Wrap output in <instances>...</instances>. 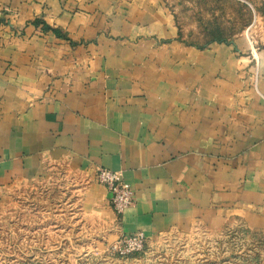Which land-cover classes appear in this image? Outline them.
<instances>
[{
    "label": "crops",
    "instance_id": "obj_1",
    "mask_svg": "<svg viewBox=\"0 0 264 264\" xmlns=\"http://www.w3.org/2000/svg\"><path fill=\"white\" fill-rule=\"evenodd\" d=\"M99 167L132 191L118 220ZM57 171L112 243L264 233V48L187 45L161 0H0V193Z\"/></svg>",
    "mask_w": 264,
    "mask_h": 264
},
{
    "label": "rangeland",
    "instance_id": "obj_2",
    "mask_svg": "<svg viewBox=\"0 0 264 264\" xmlns=\"http://www.w3.org/2000/svg\"><path fill=\"white\" fill-rule=\"evenodd\" d=\"M161 2L182 38L193 44L204 42L206 29L219 26L225 32L233 25L231 18L235 28L247 19L222 0ZM256 17L253 20L252 14L241 31H246L255 49L264 48V17ZM83 186L57 171L1 192L0 264H264V233L240 226L168 233L146 241L140 251L116 255L101 228L91 225Z\"/></svg>",
    "mask_w": 264,
    "mask_h": 264
},
{
    "label": "built area",
    "instance_id": "obj_3",
    "mask_svg": "<svg viewBox=\"0 0 264 264\" xmlns=\"http://www.w3.org/2000/svg\"><path fill=\"white\" fill-rule=\"evenodd\" d=\"M242 1V0H239ZM252 48H255L253 42L248 39ZM254 68L257 69L256 59H254ZM251 82L254 89H256L257 73L256 71L251 76ZM95 181L102 185L110 195V208L116 216V220L122 212L132 205V191L126 183L122 181V174L120 171H113L105 168H96ZM146 238L141 232H135L129 235L122 233L118 234L115 242L109 245V249L116 255L126 256L128 254L140 251L146 242Z\"/></svg>",
    "mask_w": 264,
    "mask_h": 264
},
{
    "label": "trees",
    "instance_id": "obj_4",
    "mask_svg": "<svg viewBox=\"0 0 264 264\" xmlns=\"http://www.w3.org/2000/svg\"><path fill=\"white\" fill-rule=\"evenodd\" d=\"M219 1V0H218ZM223 2H227L230 3L233 6H236L237 8V14L238 15H243L245 14V16H247V19L244 21V23L242 24V26L235 28L233 25L234 24V18H231V28H227L224 31H222V29L219 28V26H214L212 27V29H206L203 32V43H209V42H219V41H226L227 39L231 38L233 35L239 33L240 31H242L243 29L246 28V26L249 25L250 23V17L252 15V8L250 7V5H248L246 2L248 1L249 3H251V5L253 6V10L255 12V15H259L260 17H264V0L260 1L257 3V0H242V1H235V0H222ZM220 3V2H219ZM255 3H257L258 5H256ZM255 4V6H254ZM214 8L216 9V7L214 6ZM217 10V9H216ZM210 30V31H208ZM181 37L180 33H179V38ZM183 43L187 44V45H194L193 43H190L186 40L183 39Z\"/></svg>",
    "mask_w": 264,
    "mask_h": 264
}]
</instances>
